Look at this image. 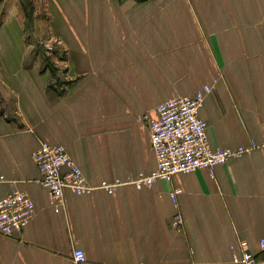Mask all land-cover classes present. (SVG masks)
Instances as JSON below:
<instances>
[{
    "label": "crops",
    "instance_id": "obj_1",
    "mask_svg": "<svg viewBox=\"0 0 264 264\" xmlns=\"http://www.w3.org/2000/svg\"><path fill=\"white\" fill-rule=\"evenodd\" d=\"M30 2L28 24L23 0H0V198L35 203L22 232H0V264H75L76 248L85 264H235L241 239L264 264V0ZM30 35L61 48L46 50L56 77L25 64ZM206 85L211 145L256 147L213 172L129 183L157 168L142 117ZM43 141L64 145L88 184H125L66 188L54 205L33 159Z\"/></svg>",
    "mask_w": 264,
    "mask_h": 264
},
{
    "label": "built area",
    "instance_id": "obj_2",
    "mask_svg": "<svg viewBox=\"0 0 264 264\" xmlns=\"http://www.w3.org/2000/svg\"><path fill=\"white\" fill-rule=\"evenodd\" d=\"M56 43L50 40L43 45L51 53ZM211 90V87L206 85L198 88L192 97L170 98L158 105L156 119L147 115L142 117L148 122L157 168L149 174L139 173L136 178L130 179L129 183L138 187H149L158 179L171 180L178 173H191L199 169H209L213 172L216 166L225 164L231 158H241L256 147L255 143L237 148H214L211 145L208 123L200 116V110ZM33 159L42 173L40 183L48 190L52 203L57 206L63 203L66 188L77 195L91 194L96 189H104L111 194L120 185L125 184L120 179L114 182L103 181L96 186L88 184L83 170L62 144L43 141L33 153ZM177 193L178 191L171 193L174 202ZM34 213L35 203L24 192L13 191L0 198V232L6 236L22 232ZM181 221L182 216L177 214L176 224ZM239 248V252L234 251L235 264H259L257 255L251 251L245 239L239 241ZM260 254L264 262V238L260 240ZM73 261L75 264L86 263L83 249H74Z\"/></svg>",
    "mask_w": 264,
    "mask_h": 264
},
{
    "label": "trees",
    "instance_id": "obj_3",
    "mask_svg": "<svg viewBox=\"0 0 264 264\" xmlns=\"http://www.w3.org/2000/svg\"><path fill=\"white\" fill-rule=\"evenodd\" d=\"M23 3L26 7V10H27V16L29 18V21L30 22H33V13H34V10H33V7H32V4L30 2V0H23ZM44 40H47V36L44 37ZM27 42L28 44H32L34 47L32 48V50L30 51L29 53V56L26 60V65L27 66H30V65H33L34 62L37 61V59H41V66L44 68H47V67H50L52 70H53V73L55 75V72H56V68L53 66V61H52V57L49 56V54H47L46 52V49L44 48V46L39 43V42H35L34 40V37L33 35H30L28 38H27ZM62 51H61V48L56 45L54 51L52 52L53 55L55 54H61ZM56 77V75H55Z\"/></svg>",
    "mask_w": 264,
    "mask_h": 264
},
{
    "label": "rangeland",
    "instance_id": "obj_4",
    "mask_svg": "<svg viewBox=\"0 0 264 264\" xmlns=\"http://www.w3.org/2000/svg\"><path fill=\"white\" fill-rule=\"evenodd\" d=\"M26 14H27V10H26ZM27 17H28V16H27ZM27 20H28L27 22H28V24H29V18H28ZM28 26H29V25H28ZM54 40H55V39H54Z\"/></svg>",
    "mask_w": 264,
    "mask_h": 264
}]
</instances>
